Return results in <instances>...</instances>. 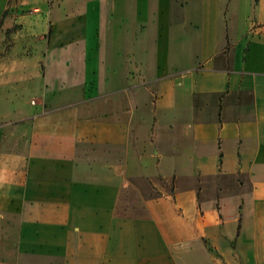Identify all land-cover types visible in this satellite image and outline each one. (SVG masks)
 Wrapping results in <instances>:
<instances>
[{
    "label": "crops",
    "instance_id": "0c3cea01",
    "mask_svg": "<svg viewBox=\"0 0 264 264\" xmlns=\"http://www.w3.org/2000/svg\"><path fill=\"white\" fill-rule=\"evenodd\" d=\"M0 264H264V0H0Z\"/></svg>",
    "mask_w": 264,
    "mask_h": 264
},
{
    "label": "rangeland",
    "instance_id": "374dc122",
    "mask_svg": "<svg viewBox=\"0 0 264 264\" xmlns=\"http://www.w3.org/2000/svg\"><path fill=\"white\" fill-rule=\"evenodd\" d=\"M26 1H28V0H26ZM34 5V4H33ZM33 5H31V6H33ZM32 10V9H31Z\"/></svg>",
    "mask_w": 264,
    "mask_h": 264
}]
</instances>
